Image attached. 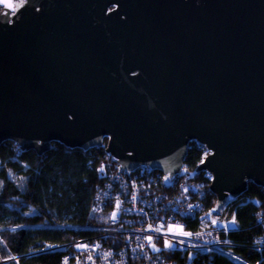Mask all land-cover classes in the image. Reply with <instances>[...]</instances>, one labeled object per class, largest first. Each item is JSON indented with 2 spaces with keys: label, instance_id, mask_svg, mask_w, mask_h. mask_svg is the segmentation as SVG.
Returning a JSON list of instances; mask_svg holds the SVG:
<instances>
[{
  "label": "water",
  "instance_id": "1",
  "mask_svg": "<svg viewBox=\"0 0 264 264\" xmlns=\"http://www.w3.org/2000/svg\"><path fill=\"white\" fill-rule=\"evenodd\" d=\"M11 2L0 146L105 147L118 171L148 166L167 187L207 172L214 213L264 188V0ZM191 142L209 153L187 172Z\"/></svg>",
  "mask_w": 264,
  "mask_h": 264
},
{
  "label": "trees",
  "instance_id": "2",
  "mask_svg": "<svg viewBox=\"0 0 264 264\" xmlns=\"http://www.w3.org/2000/svg\"><path fill=\"white\" fill-rule=\"evenodd\" d=\"M107 141H105L106 143ZM206 150L196 142L189 145L185 166L193 171L202 162ZM105 147L84 151L54 143L46 153L22 151L13 141L0 146V264H62L65 252L49 249L79 240H90L99 233L93 228L104 221L94 211L99 188L110 168ZM114 166V163L112 164ZM11 174L25 178L21 188ZM204 184V202L216 204L209 191L206 173L197 178ZM238 229L230 234L232 252L248 264H264V250L255 248V240L264 234V188L249 181L246 192L233 201ZM190 229L198 221H187ZM180 264L188 255L169 253ZM189 264H239L222 254L198 253Z\"/></svg>",
  "mask_w": 264,
  "mask_h": 264
},
{
  "label": "built area",
  "instance_id": "3",
  "mask_svg": "<svg viewBox=\"0 0 264 264\" xmlns=\"http://www.w3.org/2000/svg\"><path fill=\"white\" fill-rule=\"evenodd\" d=\"M108 155L110 170L105 173L94 205V211L105 215L103 223L93 228L99 235L95 239L49 246L65 252L62 264H180L168 258L169 253L187 254L185 264H189L200 252L222 254L239 264H248L232 252L230 234L238 229L235 214L228 211L233 201L222 213L211 212L213 207L208 208L203 200L204 184L197 180L201 173L194 179L188 174L177 175L167 187L162 185V171L156 173L148 166L118 171L119 164ZM184 169L191 172L185 165ZM202 173L212 182L209 173ZM209 191L216 197L211 185ZM189 220H197L198 227L190 229ZM170 227H182L192 235L175 234L169 231ZM148 237H152L151 242ZM166 241L172 246L167 247ZM255 248L264 250V234L256 238Z\"/></svg>",
  "mask_w": 264,
  "mask_h": 264
},
{
  "label": "snow or ice",
  "instance_id": "4",
  "mask_svg": "<svg viewBox=\"0 0 264 264\" xmlns=\"http://www.w3.org/2000/svg\"><path fill=\"white\" fill-rule=\"evenodd\" d=\"M24 2H25V0H20L19 6H22ZM0 3H5L6 6L9 7V8H13L14 7L13 4H12V2H11V0H0ZM117 208H119V205H117ZM115 218H116V213H113L112 214V219H115ZM235 223H236V221L233 219L231 221V224L234 225ZM224 226L225 227H228V225H224ZM149 230H151V231H158L159 229H149ZM169 231L170 232H174L175 234L184 235V236H191L192 235L191 233L184 232L183 229H182V227H178V228H171L170 227ZM148 240H149V242H151L152 237H148ZM165 244H166L167 247H171L172 246L167 241L165 242ZM153 248L155 249V245H153Z\"/></svg>",
  "mask_w": 264,
  "mask_h": 264
},
{
  "label": "rangeland",
  "instance_id": "5",
  "mask_svg": "<svg viewBox=\"0 0 264 264\" xmlns=\"http://www.w3.org/2000/svg\"><path fill=\"white\" fill-rule=\"evenodd\" d=\"M17 5L20 3V0H16ZM209 153V152H208ZM208 153L205 155L204 159L206 158V156L208 155ZM203 159V161H204ZM158 172V170H156V173ZM11 177L18 183V185L23 188L24 187V183H25V178L23 176H19L16 174H11ZM230 204V203H229ZM228 204V205H229ZM227 205V206H228Z\"/></svg>",
  "mask_w": 264,
  "mask_h": 264
},
{
  "label": "flooded vegetation",
  "instance_id": "6",
  "mask_svg": "<svg viewBox=\"0 0 264 264\" xmlns=\"http://www.w3.org/2000/svg\"><path fill=\"white\" fill-rule=\"evenodd\" d=\"M14 2H15V4H16V6H17V3H16V0H14ZM2 9V7H0V10Z\"/></svg>",
  "mask_w": 264,
  "mask_h": 264
}]
</instances>
